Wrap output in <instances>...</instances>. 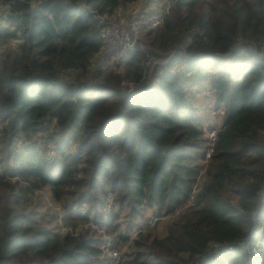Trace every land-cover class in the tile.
Wrapping results in <instances>:
<instances>
[{
    "label": "trees",
    "instance_id": "obj_1",
    "mask_svg": "<svg viewBox=\"0 0 264 264\" xmlns=\"http://www.w3.org/2000/svg\"><path fill=\"white\" fill-rule=\"evenodd\" d=\"M137 1L0 0V264H264V0H170L96 65Z\"/></svg>",
    "mask_w": 264,
    "mask_h": 264
},
{
    "label": "built area",
    "instance_id": "obj_2",
    "mask_svg": "<svg viewBox=\"0 0 264 264\" xmlns=\"http://www.w3.org/2000/svg\"><path fill=\"white\" fill-rule=\"evenodd\" d=\"M147 2V0H146ZM141 3L131 14L120 21L117 16L108 14L98 15L103 23L102 36L104 42L100 50L96 54V65L102 66L104 69L111 65L114 60H127L131 53L136 49L139 43L140 35L147 29L157 27L161 24V13L152 3ZM121 17V16H120ZM133 87V83L129 82ZM216 136L215 130L210 133L211 139ZM115 203V193L109 191L107 194L106 204L103 207L104 215H108ZM87 203L82 205L85 210ZM135 231H138L136 228ZM104 250L108 254L107 264H119L121 260L122 250L113 248L111 241L108 240L104 244Z\"/></svg>",
    "mask_w": 264,
    "mask_h": 264
},
{
    "label": "rangeland",
    "instance_id": "obj_3",
    "mask_svg": "<svg viewBox=\"0 0 264 264\" xmlns=\"http://www.w3.org/2000/svg\"><path fill=\"white\" fill-rule=\"evenodd\" d=\"M140 1L145 3V0H140ZM147 2H150L152 3V5L156 6L160 12L168 7L170 0H147ZM136 7H137L136 5L135 6L131 5L130 8H128V10H126L125 12L127 15H125V13L124 15L128 17L131 14V12H133L136 9ZM122 15L123 14L120 12V16H121L120 21L125 19V17ZM142 34L140 35V39L144 41L145 39L144 37L142 38ZM94 59H96V55L94 56ZM188 79L189 81L187 85H188L189 94L191 95L193 103L200 108L201 115L204 118L206 126L211 131L217 129L223 121L224 113L221 109H217L214 106L215 96L211 90L210 78H208L207 80V77H203L201 75H192V76H188ZM147 215L149 216L153 215L151 209H149Z\"/></svg>",
    "mask_w": 264,
    "mask_h": 264
},
{
    "label": "crops",
    "instance_id": "obj_4",
    "mask_svg": "<svg viewBox=\"0 0 264 264\" xmlns=\"http://www.w3.org/2000/svg\"><path fill=\"white\" fill-rule=\"evenodd\" d=\"M145 2H146V0H145ZM141 3H144V2H141L140 0H138L137 2H135L134 4H132V6H139V4H141Z\"/></svg>",
    "mask_w": 264,
    "mask_h": 264
}]
</instances>
